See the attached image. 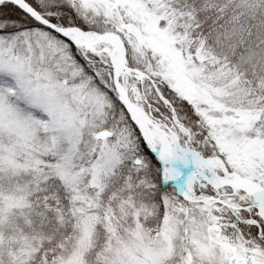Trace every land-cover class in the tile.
<instances>
[{"label":"snow or ice","instance_id":"6c2138e0","mask_svg":"<svg viewBox=\"0 0 264 264\" xmlns=\"http://www.w3.org/2000/svg\"><path fill=\"white\" fill-rule=\"evenodd\" d=\"M0 264H264V0H0Z\"/></svg>","mask_w":264,"mask_h":264}]
</instances>
